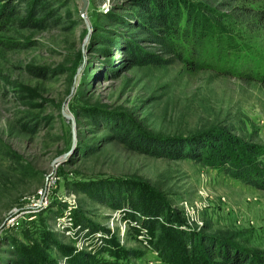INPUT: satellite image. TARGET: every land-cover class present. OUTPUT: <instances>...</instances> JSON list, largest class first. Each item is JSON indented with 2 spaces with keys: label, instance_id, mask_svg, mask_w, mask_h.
<instances>
[{
  "label": "rangeland",
  "instance_id": "1",
  "mask_svg": "<svg viewBox=\"0 0 264 264\" xmlns=\"http://www.w3.org/2000/svg\"><path fill=\"white\" fill-rule=\"evenodd\" d=\"M221 133L264 163V0L0 23V264H180L208 240L264 258V190L186 154Z\"/></svg>",
  "mask_w": 264,
  "mask_h": 264
},
{
  "label": "trees",
  "instance_id": "2",
  "mask_svg": "<svg viewBox=\"0 0 264 264\" xmlns=\"http://www.w3.org/2000/svg\"><path fill=\"white\" fill-rule=\"evenodd\" d=\"M51 4L52 0H34L26 6V9L22 10L17 8L16 5L5 3L3 9L0 11V23L6 24L13 16L20 12H23L27 16L28 14H35L38 12V9H48ZM28 10L29 12L26 14ZM55 14L54 11L53 13L50 11L47 15H44L43 12L40 13L41 16L43 15L42 18H45L47 21ZM3 18L6 21H2ZM56 20H50L49 22H56ZM157 21L160 22L159 20ZM40 22L42 23V21ZM154 23L156 24V21ZM164 46L172 50L166 43H164ZM197 146L201 152L194 154L191 151V146L190 151L186 154L193 159L197 158L201 160L205 165L221 169L224 174L235 180L264 190V163H257L258 161H255L258 158V150H253L251 147L242 144L228 133L214 135L208 141L205 138ZM182 248L181 252L176 253L178 254L177 259L181 260L180 264H264L263 257L251 255L236 245L222 242L216 243L213 240H208L207 244L201 248L196 247L191 251H187V248ZM183 250L188 253L186 255L187 258L191 254V257L186 261L182 260V257H185ZM166 261L169 262L168 260Z\"/></svg>",
  "mask_w": 264,
  "mask_h": 264
}]
</instances>
